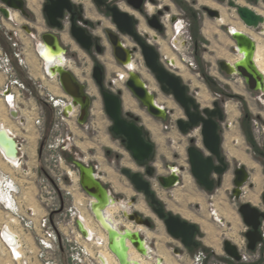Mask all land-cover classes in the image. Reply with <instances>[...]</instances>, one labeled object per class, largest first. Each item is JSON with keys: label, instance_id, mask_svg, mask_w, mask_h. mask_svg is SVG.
Instances as JSON below:
<instances>
[{"label": "rangeland", "instance_id": "rangeland-1", "mask_svg": "<svg viewBox=\"0 0 264 264\" xmlns=\"http://www.w3.org/2000/svg\"><path fill=\"white\" fill-rule=\"evenodd\" d=\"M167 1L168 2L164 3L169 6L170 9L166 11V15L171 13L172 6L174 8L173 10L175 11V14L172 15L181 19V25L185 26L181 32L182 34H180L179 32L177 35L172 27H169L167 37L166 33L161 34L163 39H159L161 43H158L161 57L163 58V60H167L163 55V52H165L167 49L168 51L170 50L177 57V60L183 65L187 66L189 68L188 70L193 76H196L195 78H197L198 84H201V86H197L196 81L194 82L193 78L180 76L178 74V70H176L172 65L171 68H168L166 66L165 67L173 71L183 79V82L189 88V92L193 96H195V98L201 88L204 89L211 98L209 104L207 105L208 107L213 106L212 103L214 100H219L222 103V107L228 101H232L238 105L239 114L232 122L233 128H231V126H228L229 118L226 113L225 120L221 123L220 126V132L222 135V150L231 167L228 174L226 173L229 178L228 183L227 181L223 182L222 185L216 188V190L213 192H206L197 183V181L191 174L190 164L188 162L187 148L193 144L190 142V139L193 137L194 142H197L199 147H201L206 153H208L203 145L201 128H195L188 135L183 134L179 130L176 121L180 118L186 119L184 110L175 101L173 96L168 95L161 90L159 83L147 68L140 51H137L135 55L138 56V62L140 63L142 70L147 74V77H144L143 80L147 84L149 90L155 96V99L161 105L167 106V108H165L169 111V115L166 119L155 118L145 110L143 105L137 99L136 105L139 106L138 109H140L142 113H140V115L142 117L138 114L128 111L127 109L124 111L130 112L131 114L139 117L140 123L145 129L148 139L151 140L155 145L154 156L150 162V165L155 167V175H167L168 170L166 169V165H176L181 169L182 176L180 179V183L175 187L164 189L160 186L159 182L155 178L156 176L151 179L153 188L158 197L164 203L166 209L198 225L199 232L197 234V240L201 241L209 250V252L206 251V264H213V262L217 260L233 264L231 261H229L230 258L224 253L223 240L233 239L235 241H233L234 243L240 245L241 235H244V231L247 229V227L238 212V204L234 200H228L227 198V192L231 191L234 186L232 182L234 177L233 170L236 165L241 163V161L235 158L233 155H230V148L227 149L228 147H226V144L227 140L231 139L229 138L231 129H234L233 132H235V134L239 137L243 150L247 155L250 156L253 161L259 164L262 175L260 186L252 183L251 180L250 183H252L255 186L256 191L259 192L258 194L260 202L257 205L264 209V205L261 200V194L264 191V155L262 154V151H264V92L250 91L243 78L237 75L226 76L220 70L219 61L229 60V57L222 56L219 53V51H221L220 49L223 48L220 45V49L217 47L218 44L216 41L218 35L213 36L212 39L205 36L203 32L205 24L210 23L212 26L216 27L218 32L222 34L224 33V36L227 35V37L229 38V40H227L229 41L227 44V51L229 55L233 54L231 49L235 45V43L226 30V26L229 25H224L223 23L219 24L218 19L220 18H212L203 10L204 6L210 7L209 5L200 3L199 0ZM232 1L240 5L249 6L253 10L258 9L259 11H264V0H260L259 2L242 0V4L239 3V0ZM36 2L37 7L35 9H33L32 11L30 7H28L27 9L30 14V19L25 18L20 13H18L20 20L11 19L9 21L3 16V21L0 16V47L12 54L13 50L10 46L7 33L12 29L17 30V36H19L20 46L21 49H23V57L27 61V65L20 67L18 64L16 65V63L18 62L14 60V63L18 69L19 76L22 80L23 78H25L30 81L31 85L29 86L23 80L33 93V96H31L29 92H26L25 98L22 100V114L25 116L29 115L28 110H31L32 107H36V103L34 102V100H36L37 104L42 105V103H40L37 98V96H39L41 99H43L42 95H40L42 93L41 91L45 92L46 88L54 91L53 86L56 84V82L52 81L51 78L46 76V74L44 78L41 77V75L44 74L43 61L40 57V54H38L40 58L39 60L36 51L38 53V45L40 43L39 37L43 33L50 31V28L43 13L44 0H36ZM159 2L161 3L160 0ZM209 2H211L210 5H215L211 8L217 9L220 13L223 12L228 14L230 19H232V21H234L235 23H238L242 27V29H249L241 21L237 10L229 5V1L226 0L223 2H219L217 0H210ZM168 4H171V6ZM2 6L3 5L0 2V8ZM65 24H68L67 28L69 33L70 22L68 19L65 20ZM24 25L29 26L31 32L33 33L32 35L25 34V30H23L22 28V26ZM262 26H264V24L261 25V27ZM62 30L56 31L59 36L60 33H62ZM182 35L185 39L189 38L188 40L191 44L188 49H186L185 39ZM103 36L104 38H101L100 40L105 50L104 53L108 52L113 64L118 65L117 60L113 55L111 44L104 34ZM103 39L105 40L106 45H104ZM127 40L125 39L123 41L128 44V47L135 46L134 44L132 45V42L130 40V43H127ZM62 45L67 50L65 55L67 61H71L73 65L82 69L83 73L87 75H83L81 80L77 77L83 84L86 85L87 91L91 87L90 85L98 89L96 96H91L89 94L92 97L93 101L91 106V113L87 122L85 124H78L77 119L79 115V109L77 108L76 115L70 116L69 120L64 123V132L70 133L73 139L71 145H69V147L63 153L64 159L66 161V167H64V170H69L70 172L69 175L65 173V176L67 178L66 187L73 194V196L71 194L67 195V197H63L64 207L68 208L74 203L78 204L79 202H84L87 198V194L82 189L79 182V171L71 163L73 159L82 160L85 164L94 166L95 172L100 175V179L109 189L111 195L114 197L113 199H115L116 201L120 200L119 202H117V204L121 205V207L118 206L120 210L118 211V216H116V218L120 219L122 224L127 223V221L123 219L122 214L123 208H128L127 202L132 198L136 199L135 204L143 201L146 206V212H139L147 218L151 219L152 228L148 229L144 227L146 229V232H142L143 237L154 252V254L151 255L153 259H155L156 255L159 254L161 257L165 258L167 264H191L190 256H193L197 252V250L185 248L180 241L174 239L168 234L164 222L151 211L149 200L143 195V193L137 192L131 184L129 178L121 172L122 168H129L133 171L142 172L143 174H145V169L137 165L122 142L119 139L114 138L112 133L110 132L112 121L105 111L100 89L92 76L94 64L102 65L105 71L106 87L110 88V86H112L111 79H116L118 77L116 76L118 72H109L107 64H103V62H106L103 55L104 53L98 54L95 48H93L92 51L84 50L77 44V42L73 38L71 39V43L65 44L62 42ZM259 45L262 49V52L264 53V38L262 41H260ZM176 47H180V51H178ZM182 57H186L192 60V62L195 63V67L192 68L189 64L187 65ZM31 64H33L34 69L32 68ZM114 69L115 71H118V67H115ZM33 72L38 74L41 73V75L34 76ZM204 74L209 77L208 80L204 76ZM35 77L38 78L36 81ZM40 79L43 80V83L45 85H42L43 83ZM44 80H48V82ZM54 80L58 81V78H55ZM123 88L124 89L120 87L117 89H113L115 91H122L125 89L129 91L126 87V81L123 84ZM35 93L37 96L34 95ZM227 94L240 96L242 99L237 97H230L227 96ZM130 95L132 96L131 93ZM257 98H260L261 101H259ZM31 100L33 101L32 103ZM169 102H171L173 104L172 106L174 107H170V105H168ZM197 102L201 105L198 100ZM95 106L99 110L100 117L96 116L92 111ZM45 112L46 118L44 121V133H42L31 120L25 123V125L21 126L19 123L13 120V118H10L5 104H0V122L4 123L6 127H10L11 130H13V132L17 134V139L23 145V164L20 167L12 166L0 154V169L21 186L22 196L20 197V200L23 204L24 209L32 207L35 210L41 211V206L37 201L35 195L36 181L37 176L42 174V169L45 166L44 154H42L43 145L54 133L52 129L54 124L53 112L51 110L48 111V109H45ZM143 116L144 119L147 118L149 120H145L146 122H148L147 124L144 123L145 121L143 120ZM230 147L233 149H237V141L233 139L230 140ZM5 162L10 164L12 167L7 165ZM245 166L247 167L251 175L254 170L247 165ZM187 179H190L188 183L189 187H187L186 185ZM249 189H251L249 185H246V190ZM1 196L2 195L0 191V197ZM242 201L245 200L242 199ZM123 206H125L126 208ZM134 206L130 207L131 210L138 211L134 208ZM228 211L231 212V215L227 218L226 214ZM214 212H219V219L223 220V224L215 220L217 218L214 217ZM82 214L85 217L91 219L92 227L94 226L93 230H95L93 231V236H99L103 240L104 238L106 240V231L102 228L101 224L98 223L91 214H88V211H86L85 209L81 211V215ZM12 217L13 216L8 214L3 209L0 202V228L2 225L7 224L8 227L18 233L20 225ZM15 227L18 230L15 229ZM234 229L236 230V234H234V236H231L230 233ZM23 238L24 241L27 242V248L25 250H27L28 252L26 253V255L28 254V256H30L29 261L33 264L37 263V259L33 257L36 254L35 241L33 240L32 236L26 233H24ZM212 245H214L215 247H213ZM105 248V245H101L99 251L101 249L104 250ZM176 250H178V253L175 252ZM146 260H148L150 264H155V261H152L149 258ZM22 263L23 262L21 260H14L12 255L0 243V264ZM239 263L248 264L244 262ZM250 263L264 264V255L260 256L258 259L250 261ZM63 264H68L65 257H63Z\"/></svg>", "mask_w": 264, "mask_h": 264}, {"label": "water", "instance_id": "water-1", "mask_svg": "<svg viewBox=\"0 0 264 264\" xmlns=\"http://www.w3.org/2000/svg\"><path fill=\"white\" fill-rule=\"evenodd\" d=\"M217 1L223 2L226 0ZM227 1H229L231 7L237 10L241 21L246 27L258 28L264 23V16L252 8L237 4L232 0ZM0 2L3 5L0 11L5 18L9 16L10 10L19 12L27 19L30 18L26 0H0ZM72 7L71 0H48L44 4L43 13L51 28V31L41 35L44 51L51 50L54 54H66L67 51L54 31L64 28L63 18L65 12L71 11ZM165 9L169 10V6H166ZM108 10L111 12L112 23L118 30V32L111 29H107L106 31L107 39L111 44L118 66L128 69L131 58L137 51H140L147 68L159 83L161 90L173 96L175 101L184 110L186 119L180 118L176 121L179 130L183 134L188 135L195 128H201L203 145L208 153L197 146L194 139L191 138L190 142L193 144L187 148L188 162L191 174L197 183L207 192L215 191L216 183L218 185L221 184L228 169L227 158L223 155L222 135L220 132L221 123L225 120V113L221 102L214 100L212 107L201 108L195 96L189 92V88L183 82V79L163 65L159 50L135 29L134 17L116 6L108 7ZM203 10L212 18H218L221 15L217 9L207 6H204ZM152 26L160 32L163 30L160 24L154 23ZM23 29L29 31L27 26H23ZM226 30L235 43L231 49L232 53L237 54L240 58L234 63L220 60V70L226 76L239 75L242 77L250 91L263 92L264 76L254 60L256 51L254 39L244 32L231 31L227 26ZM70 35L84 50L91 51L94 48L92 35L81 25L73 22L70 26ZM121 36L130 38L135 47L128 48L122 41ZM95 49L98 54H103L105 51L103 45L98 42L95 45ZM49 72L58 76L61 88L65 94L72 98V102L67 108L72 106L78 107V122L79 124H85L90 116L92 106V98L87 93L86 85L79 81L63 64L52 62L49 66ZM92 76L100 89L105 111L112 121L110 132L121 139L124 147L131 154L138 166L148 164L146 175L129 168H122V174L129 178L137 192L143 193L149 200L151 211L164 222L166 230L171 237L180 241L185 248L197 246L198 225L168 211L155 192L151 182V179L156 176L155 178L164 189L175 187L180 182L181 169L176 165H166V169L168 170L167 175H155V167L150 165L151 159L154 156L155 145L148 139L145 129L139 122V117L124 111L121 91L115 92L105 86V71L102 65L94 64ZM126 87L151 116L160 119L167 118L169 111L155 103V96L148 90L145 81L138 73L129 72ZM3 132L0 129V134H3ZM6 137L8 140L14 141L16 154L13 158H16L18 154V142L9 134ZM1 146L5 149V146ZM71 163L79 171V182L82 189L89 197L94 199L91 202V212L107 232L108 248L116 256L119 264H139L129 259L128 243L142 256L150 257V250L144 246L145 238L139 230L131 231L127 228L121 230L119 227H109L107 224L102 223L106 222L102 216V212L104 208L111 204L110 191L95 172L94 166L75 159ZM234 176L233 184L235 188L233 189V195L236 199H241L246 185L253 187V184L250 183L251 175L247 167L239 163L234 170ZM262 199L264 203V191ZM135 202V198L129 201V211L128 214L123 212L124 218L134 225H142L151 229V219L138 211L131 210L130 207L134 206ZM238 212L247 227V231L244 233V237L247 240V249L255 251L260 244H264V210L246 201L239 206ZM78 227L84 235H87V231L84 229L81 221L78 222ZM223 250L233 261H241L238 246L231 240H223ZM175 252L178 253V250ZM155 264H160V258H157Z\"/></svg>", "mask_w": 264, "mask_h": 264}, {"label": "built area", "instance_id": "built-area-1", "mask_svg": "<svg viewBox=\"0 0 264 264\" xmlns=\"http://www.w3.org/2000/svg\"><path fill=\"white\" fill-rule=\"evenodd\" d=\"M0 16L4 21V15L1 13ZM10 18L9 16L7 20L10 21ZM184 26L185 25H183V28ZM25 34L32 35L33 33L25 30ZM7 35L13 53L11 54L0 47V104H5L10 118H13L10 114L12 111L17 112L13 120L21 126L31 120L37 128H39L40 132L44 133L46 112L43 105L37 104L36 100H34L36 107H32L31 110H28V116L22 114L23 109L21 105L23 103L22 100L25 98V93L29 92L31 96H33V93L19 76L16 65L18 64L20 67H23L27 65V61L23 57V49H21L20 46L17 30L12 29ZM188 39L189 38L185 39L186 49H188L191 44ZM39 40L42 42L41 36ZM36 54L38 56L39 52L37 53L36 51ZM182 59L187 65L189 64L192 68L195 67V63L192 62V60L186 57H182ZM14 60L18 62L16 65ZM161 62L168 68L172 67L169 62L162 58ZM46 76L49 77L50 74L46 73ZM37 79L38 78L35 77V81ZM56 84L61 88V85H59V78ZM41 92L40 95H42L43 100L52 108L54 116L52 128L54 133L49 137V140L44 143L42 148L45 166L42 169V174L37 176L36 181L35 195L41 206V211L35 210L32 207L23 208V204L20 200L22 196L21 186L0 169V189L4 193L3 196L0 197V202L3 209L13 216L12 218H15L20 225L19 230L15 227V229L19 231L17 233L19 241L15 244L9 242L5 238L4 228L7 227V224L2 225L0 228V243L12 255L14 260H21L23 262L22 264H33L29 261L30 256H28V254L26 255L28 252L25 250L27 248V242L24 241V233L32 236L36 243V254L33 256L37 259V263L35 264H63V257L67 259L68 264H103L99 249L101 245L106 244L105 238L104 240H99L96 236L84 235L78 227V222L81 221L80 214L83 209L93 216L91 212V202L94 199L87 195L84 202H79L78 204L74 203L68 208L64 207L63 197L72 194L66 187L67 178L65 173L69 175L70 172L69 170H64L66 161L63 155L64 151L71 145L73 140L70 133L64 132V123L69 120V114L66 113V109L68 105L71 104L72 98L67 94L59 96L48 88H46L45 92ZM32 102L31 100V103ZM22 152L23 145L20 143V156L18 157L20 160H22ZM4 154L2 152V155ZM4 156L7 155L5 154ZM215 220L223 224V220ZM237 246L241 254L240 262L248 263L261 256V250L264 244H260L257 250L250 251L247 249L246 238L244 235H241V243ZM206 259L207 253L203 250H198L192 256L191 264H206ZM213 264L230 263L217 260L214 261Z\"/></svg>", "mask_w": 264, "mask_h": 264}, {"label": "bare ground", "instance_id": "bare-ground-1", "mask_svg": "<svg viewBox=\"0 0 264 264\" xmlns=\"http://www.w3.org/2000/svg\"><path fill=\"white\" fill-rule=\"evenodd\" d=\"M162 2H168L167 0H161ZM210 0H199L200 3H204V4H207L211 7L215 6V5H210L211 2H209ZM260 1V0H259ZM257 1V2H259ZM27 7H30L31 10L35 9L37 7V2L36 0H27ZM239 3H243L242 0H239ZM249 7V6H248ZM251 8V7H250ZM264 8V6H263ZM1 9V8H0ZM149 9L152 11L153 10V7L151 5H149ZM214 9V8H213ZM255 9V8H254ZM256 12L258 11V13H260L261 15L264 16V11H259L258 9H255ZM1 12V11H0ZM19 12L17 11H13V10H10V14L9 16L11 17V19H14V20H20V17L18 15ZM8 16V17H9ZM7 17V18H8ZM5 18V17H4ZM5 18V19H7ZM168 18V17H167ZM166 18V19H167ZM220 19H218V22L219 24L223 23L224 25H229L227 27L230 28L231 31H235V32H244L246 34H248L249 36H251L255 43H256V51H255V54H254V60H255V63L258 67V69L260 70V72L263 74L264 76V53L262 52V49L259 45L260 41L263 40L264 38V26L261 27V24L258 28H249V29H242V27L238 24V23H235L234 21H232V19H230L229 15L226 14V13H223L221 12V15L220 17H218ZM29 19V18H28ZM217 22V21H216ZM9 24V23H7ZM11 26V25H10ZM24 26H27V25H24ZM180 27V24L178 25ZM29 28V26H27ZM261 27V28H260ZM141 30L144 31L146 30V27L145 25L142 23L141 26H140ZM178 28V27H177ZM248 28V27H247ZM29 31L30 28H29ZM28 31V32H29ZM49 32V31H48ZM56 33V30L54 31ZM203 32L205 34V36L207 38H213V36L215 35H218V38H217V44H218V48H219V45L223 48V49H220L221 51H219V53L222 55V56H228L229 57V60L227 61H230V62H235L237 61L240 57L237 55V54H232V55H229L228 54V51H227V44L229 41V38L226 36H224L222 33L218 32L216 27L215 26H212L210 23H207L205 24V27L203 29ZM46 33V32H45ZM57 34V33H56ZM58 35V34H57ZM230 36V35H229ZM217 37V36H216ZM60 38V37H59ZM123 40V38H122ZM127 40V39H126ZM60 42L62 44L63 43H71V39L67 36V34H65L64 32L61 33V38H60ZM104 44L106 45L105 43V40H103ZM124 42V41H123ZM178 42V41H176ZM231 42V41H230ZM127 43H130L129 40H127ZM158 43H161L160 40H158ZM124 44L127 46L128 44H126L124 42ZM183 44V43H181ZM231 44V43H229ZM153 45V44H152ZM63 46V45H62ZM44 45L43 43L40 41L39 45H38V52L40 54V57L42 58V61H43V72L44 74L41 75V73H34L33 72V75L34 76H37V75H41V77L45 76L46 73L50 74V78H57L56 75L54 74H51L49 72V66L51 65L52 62H57L58 64H63L65 68H68L76 77H78L80 80L82 79L83 75H86L85 73H83V70L78 68L77 66L73 65L71 61H67L65 55L66 54H63V55H60V54H54L51 50H46L44 51L43 49ZM64 47V46H63ZM65 48V47H64ZM130 48V47H128ZM176 49L178 51H180V47H176ZM66 50V49H65ZM67 51V50H66ZM137 53V52H136ZM135 53V54H136ZM135 59H134V56L131 58V63L129 65V68L128 69H125V68H120V66L118 67V71H115L114 67L112 66V64H110L109 62H111V59H110V56H109V53L106 52L105 55H104V59L106 60L107 62V66H108V70L109 72H118V77L116 79H114V83H113V80L111 81L113 83V88H123V84L125 81H127L128 77H129V72L130 71H133V72H136V73H139V75L142 77V79L144 77H147V74L144 73V71L142 70V67L140 65V63L138 62V56L135 55ZM219 54V55H220ZM163 55L165 56V58L167 60H169V63L170 64H173L174 68L176 70H178V74L182 77H190V78H193V81L195 82L196 81V85L197 86H201V84L199 85L198 84V80L197 78H195L196 76H193L190 71L188 70L189 68L185 65H183L182 63H180L178 60H177V57L168 49L163 52ZM29 60V59H28ZM34 63V62H33ZM32 65V68L34 67L33 64ZM31 68V67H30ZM41 68V67H40ZM34 69V68H33ZM31 70V69H30ZM33 71V70H32ZM87 76V75H86ZM117 76V75H116ZM198 76V75H197ZM235 76V75H234ZM239 76V75H237ZM87 78V77H86ZM242 78V77H241ZM79 80V81H80ZM91 86V87H90ZM89 87V90L87 91L88 94H90L91 96L92 95H97V90L96 87L90 85ZM106 86V85H105ZM146 87L148 88L147 84H146ZM204 87V86H203ZM111 90L114 91V89L110 88ZM149 90V88H148ZM151 92V91H150ZM264 92V91H263ZM89 95V96H90ZM90 96V97H91ZM122 101H123V107H124V110L125 109H132L134 110L135 112H137L138 114L141 113V111L138 109L136 103H135V100L133 99V97L130 95L129 91H127L126 89L125 90H122ZM92 98V97H91ZM210 95L204 90L201 88V90L199 91V93H197L196 95V100H198L200 103H201V108L203 106H207L209 104V101H210ZM93 101V100H92ZM155 103L158 104L159 106H162L163 108H167V106H164V105H161L156 99H155ZM95 105V104H94ZM170 107L173 105L171 102H169ZM67 106V105H66ZM174 107V106H172ZM208 107V106H207ZM77 108L78 107H70V108H67L66 109V113L69 114V117L70 116H75L76 113H77ZM165 108V109H166ZM203 108H206V107H203ZM224 108V113H227V116H228V121H229V124L232 127V122L236 119V117L238 116L239 114V108H238V105L232 101H228L227 103H225V105H223ZM79 109V108H78ZM226 110V111H225ZM93 113H95L96 116L100 117V113H99V110L98 108L95 106V108L92 109ZM142 114V113H141ZM11 115L12 117L14 118L16 115H17V112L15 111H12L11 112ZM145 115V114H144ZM79 116V115H78ZM78 120V119H77ZM143 120H148L147 118L144 119V116H143ZM149 121V120H148ZM151 122V121H150ZM79 123V122H78ZM144 123H148V122H144ZM147 126V125H146ZM0 129L3 132V134H0V143L1 145L5 146V149L0 145V154L2 155V152L3 154L5 153L7 156H3V158L8 161L12 166H18L19 165V161H17L18 157L20 156L19 155V152H20V148H19V143H18V154H17V157L16 158H13V156L16 154V146L14 145V141H11V140H8L6 135L9 134L11 136H13L10 132L9 129H5L4 127L0 126ZM151 129V128H149ZM154 131V130H153ZM234 129H231V133H230V137L231 138L230 140H235L237 141V149L236 148H231L230 147V140L228 139L227 140V146L228 147L227 149L230 148V155H233L235 158L239 159L241 161V163L247 165L248 167L252 168L254 170V172L252 173V181L256 184V185H259L260 186V183H261V179H262V175H261V168L259 166V164H257L255 161H253L249 155L246 154V152L243 150L242 148V145H241V141L239 139V137L235 134V132H233ZM7 133V134H6ZM160 133V132H159ZM236 135V136H235ZM227 136V135H226ZM14 137V136H13ZM15 138V137H14ZM16 139V138H15ZM17 140V139H16ZM18 142V141H17ZM197 145V144H196ZM198 146V145H197ZM3 149V150H2ZM179 170V169H178ZM226 176H227V179H226ZM225 176V179L223 182H226L228 183L229 181V178H228V175ZM187 187H189V181L190 179H187ZM1 191V195L3 196V191L0 189ZM184 191V190H183ZM258 191L256 192H253V191H248L245 196H244V199H247V200H251L253 203H257L258 202V196H257V193ZM180 194V193H179ZM114 197L111 195L110 193V200H111V204L104 208V211L102 212V216L104 218V220H106V222H102L104 223L105 225L107 224L109 227L111 226H116V227H119L121 230L124 229V228H127L128 230H131V231H136V230H139L142 234L144 232H146V229L144 228V226L142 225H134L133 223H129V221H127L124 216H123V219L127 221V223H124L122 224L121 220L120 219H117L116 216H118V211L120 210L118 206L121 207V205H118L117 202H119L120 200L116 201L115 199H113ZM90 202V201H89ZM128 204V208L127 209H124L123 208V212H126V214H128V211H129V201L127 202ZM125 207V206H123ZM126 208V207H125ZM135 209L143 213L146 212V206L145 204L143 203V201H140L138 202L137 204H135L134 206ZM116 212V214H115ZM122 212V214H123ZM83 215V214H82ZM81 215V222L83 224V227L84 229H86L87 231V234L88 235H92L93 236V230L94 226L92 227V224H91V219L90 218H87L83 215L82 217ZM215 216V218H217L218 220L219 217H220V214L219 212H214L213 214ZM231 215V212L228 211L226 216L227 218L230 217ZM91 216V215H90ZM89 217V216H88ZM94 217V215H93ZM92 218V217H91ZM95 218V217H94ZM96 219V218H95ZM94 219V220H95ZM14 220H16L14 218ZM97 221V220H96ZM98 223H100L99 221H97ZM101 224V223H100ZM102 226V224H101ZM4 231H5V238L15 244L19 241V238H18V234L12 230L10 227H6L4 228ZM17 231V230H16ZM95 234V233H94ZM231 236H234V234H236V230L234 229L233 231H231ZM96 238H98L99 240H101L102 238L99 237V236H96ZM103 240V239H102ZM231 240L232 242L234 241L233 239H229ZM210 241V239H209ZM213 241V240H212ZM235 242V241H234ZM233 242V243H234ZM237 245V244H236ZM128 246H129V250H128V255H129V259L133 262V261H136L138 262L139 264H150V262L146 259H148V257H145V256H142L140 253H138L136 251V249L134 247L131 246L130 243H128ZM144 246L147 247V249L149 250L148 248V245L145 241L144 243ZM105 251L103 249H101L99 251V254H100V258H101V261L103 262V264H119V261L117 260L116 256L109 250L108 248V235H107V232H106V244H105ZM150 247V246H149ZM156 260L157 258L155 259V263H156ZM160 264H163L161 259H160Z\"/></svg>", "mask_w": 264, "mask_h": 264}, {"label": "flooded vegetation", "instance_id": "flooded-vegetation-1", "mask_svg": "<svg viewBox=\"0 0 264 264\" xmlns=\"http://www.w3.org/2000/svg\"><path fill=\"white\" fill-rule=\"evenodd\" d=\"M47 2H48V0H44L43 6ZM71 3L73 5L71 11H66L65 15H64V18H63V24H64V28L63 29L64 30H62V33L64 32L65 34H67V36L70 39H72L71 36L69 35L70 27H69V33H68V28H67L68 24H65V20L66 19L69 20L70 26H71V24L73 22H75V24L81 25L82 27H84L87 30V32L89 34L92 35V37L94 39V48H95V45H96L97 42L101 43L100 39L104 38L103 34L107 37V33H106L107 29H111V30H114V31L118 32V30L115 28V26L112 23L113 20L111 18V12L108 10V7H113V6H116L117 8H119L122 11L128 12L129 14H131L134 17V19H135V29L140 34H142L146 39H148L151 44H153L155 47L157 46L156 48L159 50L160 55H161V52H160V48L158 46V40L159 39H163L161 34L166 33V37H167L168 36L169 27H172L177 35H178L179 32H180V34H182L181 32L183 30V26L181 25V22H180L181 19H179L178 17L172 15V14H175V11L173 10L174 8L171 6V4H168V5L171 6V13L166 15V11H168V10H166L165 7L167 5L164 2H162V1L160 3L159 0H153V1H151V0H71ZM38 4H39V2H38ZM147 5H148V8H147ZM149 5H151L153 7L152 11L149 9ZM167 17H168V19L166 20ZM173 18H175V20H173ZM177 20H178V22L175 24V22ZM153 22L162 25L163 30L160 32V31L156 30L155 28H153V26H152V24H154ZM142 23L146 27V30H144V31H142L141 28H140ZM179 24H180V27L178 26ZM50 31H51V28H50ZM59 37L61 38V33H60ZM122 38H123V40L128 39V40L131 41V39L126 37V36H121V39ZM133 44L134 43L132 42V45ZM133 47H135V46H132L130 48H133ZM105 53L103 55H105ZM166 61L169 62V60H166ZM171 65L174 66L173 64H171ZM112 80H113V83H114V79L113 78L111 79V81ZM113 83H112V86H110V88H112V89H113ZM115 92H117V91H115ZM121 96H122V91H121ZM257 99L259 101H261L260 98H257ZM127 110H130L131 112H133L135 114H138L137 112H135L132 109H127ZM138 115H140V114H138ZM139 122H140V120H139ZM228 126H230V124H228ZM114 138L119 139L118 137H114ZM119 140L121 141V139H119ZM196 144L198 145L197 142H196ZM262 154L264 155V151H262ZM223 155H224V153H223ZM227 162H228V159H227ZM140 166L145 169V174L144 175H146V168L148 167V164L147 165H140ZM237 166L238 165H236L235 168ZM230 168H231L230 167V163L228 162L227 174H228ZM235 168H234V170H235ZM234 170H233V175H234ZM181 173L182 172H180V177L182 176ZM225 176H226V174H225ZM225 176L223 177V180H222L221 184L218 185L216 183L215 188H218V187H220L222 185V183H223V181L225 179ZM234 177H233V179H234ZM232 182H233V180H232ZM251 182L254 183L252 181V174H251ZM201 188L203 190H205L203 187H201ZM234 188H235V186H233L231 191L227 192V198H228V200H234L238 204V209H239V206L243 202L247 201V202H251L253 205L259 207L261 210H264L263 208H261L260 206L257 205L260 202L259 194H258L259 192L256 193L257 196H258V202L257 203H253L251 200L244 199V196H245V194L248 191L256 192V189H255L254 185H253V187H250L251 189H249V190H246V187L244 188L245 189V190H243L244 194L241 197V199H236L234 197V195H233V189ZM262 194H263V192H262ZM262 194H261V200L263 202ZM242 199H244L245 201H242ZM163 205H164V203H163ZM263 205H264V203H263Z\"/></svg>", "mask_w": 264, "mask_h": 264}, {"label": "crops", "instance_id": "crops-1", "mask_svg": "<svg viewBox=\"0 0 264 264\" xmlns=\"http://www.w3.org/2000/svg\"><path fill=\"white\" fill-rule=\"evenodd\" d=\"M111 59V58H110ZM110 64H112V66L115 68V67H119L118 65H116V64H113V62H112V60H111V62H109ZM103 64H107L106 62H103ZM115 73V72H114ZM117 74V73H116ZM116 77V76H115ZM43 78H44V76H43ZM43 78H41V79H43ZM55 78H51V80L52 81H55V82H58L57 80H54ZM42 81V83H43V80H41ZM44 81H47L48 82V80H44ZM50 82V81H49ZM42 85H45L44 83L42 84ZM60 85V84H59ZM45 87V86H44ZM54 93L55 94H57V95H59V96H61V95H64V91H63V89L62 88H60L57 84H55L54 86ZM49 89V88H48ZM51 90V89H50ZM118 91H120V90H118ZM131 93V92H130ZM133 96V95H132ZM103 99V98H102ZM133 99L135 100V102H136V99L133 97ZM136 104H137V102H136ZM138 106V105H137ZM138 108H139V106H138ZM140 110V109H139ZM128 111H130V110H128ZM12 116V115H11ZM14 119V118H13ZM141 124V123H140ZM0 126H2V127H4L6 130L7 129H9L11 132V134L17 139V134L15 133V132H13V130H11V128L10 127H6L5 126V124L4 123H1L0 122ZM17 141H18V143H19V148H20V142H19V140L17 139ZM23 153V152H22ZM19 154H20V152H19ZM4 161V160H3ZM17 161H19V165L17 166V167H20L21 165H22V161L23 160H20V159H17ZM8 162V161H7ZM7 162H5L7 165H9V166H11L10 164H8ZM12 167V166H11ZM182 174V173H181ZM99 177H100V175H98ZM101 178V177H100ZM180 183V182H179ZM177 186V185H176ZM81 215V214H80ZM146 241V240H145ZM146 243H147V241H146ZM147 245H148V243H147ZM213 247H215L214 245H212ZM148 248H149V250H150V254L151 255H153L154 254V252H153V250L151 249V247H149V245H148ZM188 249V248H187ZM150 255V257H148L150 260H152V261H155V259L156 258H160L161 259V261H162V263L163 264H167L166 263V261H165V258L164 257H161L159 254L158 255H156V258L155 259H153V257ZM263 255V251L261 250V256ZM190 258H192V256H190ZM248 264H252V263H250V262H248Z\"/></svg>", "mask_w": 264, "mask_h": 264}, {"label": "trees", "instance_id": "trees-1", "mask_svg": "<svg viewBox=\"0 0 264 264\" xmlns=\"http://www.w3.org/2000/svg\"><path fill=\"white\" fill-rule=\"evenodd\" d=\"M22 76V75H21ZM204 76L207 78V80L209 79V77L208 76H206V74H204ZM23 80L30 86L31 84H30V81H28V79H25V78H23ZM35 96H37L36 95V93L34 94ZM227 96H230V97H237V98H240V99H242L240 96H236V95H228L227 94ZM37 98H38V101L40 102V103H42V105L45 107V109H48V111H52V108L48 105V103L47 102H45L43 99H41L39 96H37ZM248 116V115H247ZM249 117V116H248ZM114 137H117V136H115L114 134H112ZM43 143V142H42ZM43 145V144H42ZM188 249H191V250H193V249H196L197 251L198 250H203V251H207V252H209V250H208V248L201 242V241H198L197 240V246H195V247H191V248H188ZM262 251H264V247H263V249H262ZM228 259V258H227ZM229 261H231L233 264H240L239 262H235V261H232V260H230L229 259Z\"/></svg>", "mask_w": 264, "mask_h": 264}]
</instances>
